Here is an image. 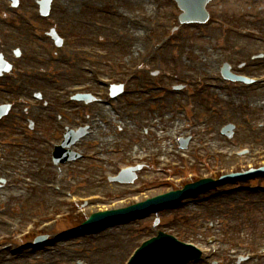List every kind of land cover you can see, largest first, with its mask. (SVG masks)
Wrapping results in <instances>:
<instances>
[{
    "label": "rangeland",
    "instance_id": "1",
    "mask_svg": "<svg viewBox=\"0 0 264 264\" xmlns=\"http://www.w3.org/2000/svg\"><path fill=\"white\" fill-rule=\"evenodd\" d=\"M122 1V0H121ZM119 0H85L80 3H72L70 5V11L68 14V18H64L65 20L69 21L72 26V33H76L75 30H82L84 33L81 36H87L92 41L91 44L95 45L96 48L102 49L100 46H105V44L97 43L96 39H99L101 42L103 40H107V37H113L112 31L111 34L108 33L110 28L113 26V33L115 34H122L121 29L119 28V23H125L123 18H119L120 14H124L126 12L135 14L139 13V22L143 23L141 20V14L149 12L150 7L144 9L143 7L140 8H127L123 6L124 3H121ZM160 2V6L163 12H167V15L171 10H175L174 5L171 4L169 0H163ZM32 6V4H31ZM119 9V11L117 10ZM208 9L213 11V14L220 15L225 14L227 15V20L236 25L237 27H248L254 30H257L264 36V20L262 21V17H264V0H213L212 3L208 6ZM251 9V10H250ZM117 10V12H116ZM99 11L102 12H110L114 11V15L116 18H109L105 15H101ZM242 11V13L240 12ZM3 9L0 4V13H2ZM176 12V10H175ZM58 13V12H57ZM60 15V13H58ZM167 15H164L167 17ZM109 18V19H108ZM82 20V22L89 24V26H81L78 21ZM134 20L131 18V21ZM254 20H259V23H251ZM98 24L103 25L107 28V30H100L98 28ZM115 24V26H114ZM115 27V28H114ZM25 30V39L27 38L28 41H23V35L20 36L19 41L25 44V48L31 51H42L48 50V45H42L40 42H37L31 36L28 35L26 32V28H22ZM6 30V29H5ZM149 37L151 38L149 41L144 40L145 44L142 47H146L149 43H160V31L157 32L154 29H148ZM162 32L164 29L162 28ZM183 31H192L190 35H183L182 41L183 44L191 48L194 51L200 50L203 54L205 50H208L209 47L216 49H221V54L218 56L219 58L225 57L227 54L232 62H227L231 65V67H236L237 63L243 61L248 57L245 53L247 50L253 51L257 48H264L263 44H256L251 43L250 41L245 39H238L237 37H228L227 39L223 36L222 30L214 25H210L208 28H183ZM200 33L207 36H198ZM198 34V35H197ZM225 35V34H224ZM207 37V38H206ZM8 39L9 42H16L17 38L15 36L12 37H5ZM159 39V40H158ZM173 42L176 41L172 40L171 45L168 49L165 50L167 56L170 60L164 59L162 62L159 60H155L153 67H149V73L151 74L154 71H163L170 72L172 75L175 73L176 75L173 77L172 80H168L169 83L176 82L177 76L180 77L179 74V67L176 62L172 59L173 55L178 52L180 46L178 42L173 45ZM188 42H194L192 44L186 45ZM199 44V46H197ZM223 44L224 48H221ZM15 46L16 44H7L8 46ZM122 45V42L119 44ZM6 47H3V51L5 55L11 59L10 61L13 62V58L11 57V53L7 52ZM255 47V48H254ZM142 48L139 47L137 49H133L132 57L134 58L136 52L141 50ZM181 49V48H180ZM238 50V51H236ZM33 54V53H32ZM196 54V53H195ZM162 55V53L160 54ZM215 54L210 52V56H214ZM112 60L117 61H125L126 57L122 54L121 51L112 50ZM217 56V54L215 55ZM66 60L63 62L62 66L58 67L61 68L59 72L60 78H58L57 69H55L53 73L54 82L48 85L46 83L35 81V86L33 88H38L44 85V87L39 90L41 94L47 98V94H51V89L53 86L61 85V87H68V86H76L85 83L83 80L84 76L75 77V74H81L78 72V68L81 64L87 62L85 59H78L76 57H71L69 55L66 56ZM158 59V58H156ZM250 59V56H249ZM39 57L36 54V60H30V64H33V68L37 65ZM132 63V62H131ZM88 64V63H86ZM32 68V69H33ZM116 70H107L110 76H116V74H112ZM152 71V72H151ZM258 74H264L263 71H259ZM184 79V78H183ZM192 77H189L188 81L179 82L178 83H190ZM152 79L148 80L147 86L150 85ZM175 84V83H174ZM145 84L135 82L136 87H143ZM189 86V84H188ZM47 93V94H46ZM215 94V93H213ZM249 94H252V90L249 91ZM247 94V95H249ZM209 95V92L208 94ZM167 96V97H166ZM165 99L159 105L156 110L159 113L160 119H162L163 112L171 111V115L174 117L172 124L181 118L180 111L177 108V103L179 104L180 100L177 97L170 95H165ZM205 97V96H202ZM207 100L204 103L213 104L214 100L208 97H205ZM257 98V97H256ZM140 98H132L130 97L127 101H121L123 104H134L133 107H129L127 111H131L132 116L129 117L127 123L125 124L126 127L129 128V131L124 134H119V127L121 125H114L105 127L108 130L109 138L99 133L100 136L105 137L106 142H110L114 140L116 142H120L123 146H126L128 149V155L137 154V156H142L140 151H145V153H161L164 154L165 151L169 148V142L172 139V133L176 128L173 126L170 128H165V131L162 132L164 139L161 142H158L157 146H150L149 142L152 140V135L160 133V130L156 131L154 126L158 121L156 119V112L149 110L145 111L140 109L139 106ZM203 101V100H202ZM209 101V102H208ZM238 106L240 105V110L238 114L235 115V112H232V109L229 108L228 114H224V116L215 115L218 112H205L204 106L201 107L200 111L201 114L209 119L212 118V124L215 126V129L221 125V123L228 121H236L238 125L241 126V140L239 141L235 137V141L240 142L239 146L236 148H240L241 146L245 147L248 144L254 143L258 150H264V96H258L257 99L249 100L240 99ZM1 102V99H0ZM203 105V103H202ZM249 105L251 107L249 108ZM227 106V105H226ZM216 107H220L218 104ZM91 108H87V111L84 112V117L89 119L93 117L95 114ZM253 112V116L249 115ZM15 114H17L15 112ZM75 118L76 116L73 115ZM168 116H163L161 124L163 121L166 120ZM200 117V116H199ZM198 117V118H199ZM222 120V122L219 120ZM30 120L35 119L38 122L35 136L38 138V133H44L45 135H53L56 128L53 125V121L47 119L45 117H35L30 118ZM158 119V120H160ZM244 119H248L247 121H241ZM181 120V119H180ZM211 121V120H210ZM250 123V127H252L253 133L249 132L246 126V123ZM16 121L14 120L8 127H12V131H16ZM258 125H262L261 127L257 128ZM160 126V124H158ZM22 129H20V139L22 140ZM244 130V131H243ZM7 130L0 129V138L6 137ZM96 133V132H95ZM98 133L95 134L93 138H91L90 142H83L75 150H78L84 155L90 154L97 146V140L99 139ZM133 133L135 136H133ZM34 138L32 139V141ZM27 143H25V148H17V149H5L7 152L6 159H7V166L10 170L8 176H6V183L0 189V237L9 236V239L3 241V244L0 245V264H122L125 258L128 256L129 252L137 247L141 241L146 239L149 236L155 235L157 230H161L159 225L163 222L166 223L171 221L174 215L177 216L178 220L176 225L173 227V231L177 233L182 232L181 227L185 228L191 237H193L197 241L203 242V240L209 235L207 231H205V225L209 221H223L225 226L222 228V231L225 227H227V221L231 220V227L232 232L230 233V237L224 238L225 242H230L232 236L234 242H236L242 236L245 237V240L249 243L253 244V249H261L264 247V178L259 177L251 180H247L240 183H232L227 184L225 186L217 188L218 191H212L215 195L208 197L211 200H218L217 202L214 201H207L205 204L197 206L196 203L194 206L191 207H198L192 209L190 205L193 202L183 203L181 205L180 210L175 212H162L155 216H151L147 219L131 222L126 225H118L114 228L105 229L101 232L91 234V235H76L74 230L78 228L79 224L88 218V215L99 210H111L124 207L125 203L128 201L130 196H128V189H134L136 184H142L148 180H156L162 179L163 176L167 175L168 172L159 173L155 169L154 164H149L145 170L139 175L138 180L134 182L133 186H128L122 188L118 185L111 184V183H96V177L99 176L103 171L110 170V168H101L98 164L92 162H81L78 165L72 166H64V167H55L49 166L50 168H44L43 159L38 157V152L40 150L39 144H34L33 151L27 149ZM233 141H225L224 147L229 148L232 146ZM141 145V150L139 151L137 145ZM218 146V145H216ZM44 148V146H42ZM223 147V148H224ZM235 147V146H233ZM1 149V148H0ZM48 149V148H47ZM150 154V159L147 161H153L154 159H159L158 156ZM146 155V154H145ZM264 156V155H263ZM173 161V160H171ZM221 165L226 164V160L223 158L216 159ZM44 162H47V158L44 159ZM154 162V161H153ZM232 164V161H227V169L225 171H218L217 168L212 169V174H223V173H230V169L236 168L237 171H241L247 169L248 167L260 166L264 164V157H259L258 160L251 161L249 159H241L240 162ZM158 168L166 171L163 162L157 161ZM202 167L205 168L206 176L211 174L209 172V166L201 163ZM226 164V165H227ZM197 168V167H195ZM14 170V171H13ZM39 171V174L42 171L50 170L51 174L46 176L47 179L44 177L37 178L40 181L41 187H33L34 190L28 188L23 189L22 184H18L15 181L19 175L18 172L21 171V175L28 178L29 172H36ZM13 171V172H12ZM217 172V173H216ZM170 174V173H169ZM4 176V175H3ZM35 178V177H34ZM188 177H180L177 179L169 180L168 183L175 184L172 186H177L184 182ZM53 182L54 189L53 191L49 190L45 186ZM32 180V179H31ZM34 181V182H38ZM116 187L122 188L121 191H117ZM169 185H162V184H155L153 186H144L141 190L143 192L144 197L140 196L142 199L149 198L151 196L163 193L168 190ZM126 189V190H125ZM221 191V194L219 193ZM254 192V193H250ZM99 193L103 200H84L82 203L77 202V204L71 205L67 203L70 196H87L90 194ZM211 192L205 193L201 196H198V200H200L203 196L209 195ZM223 194V195H222ZM46 197L50 198L47 199ZM218 197V198H217ZM216 198V199H215ZM46 199V200H45ZM45 200V201H44ZM91 200V199H90ZM191 201V200H190ZM80 203V204H79ZM184 206V207H182ZM183 209V210H181ZM189 209V210H188ZM47 212L52 213L50 217L51 220H56L55 216L60 214L66 213V220H62L49 226L48 230L44 229L45 221L41 224H34L31 227L28 225L31 224L33 218L36 219L39 215H44ZM159 218V225L155 226L154 220ZM9 222L11 225H9ZM173 222V220L171 221ZM174 224V223H172ZM182 224V225H180ZM15 227V229H10ZM162 229H166L164 225ZM171 231V230H170ZM48 234L49 239L53 240L54 243L51 245L43 246L39 251L35 252V249L32 246V239L35 238L37 234ZM217 232H213L211 234H216ZM109 241L112 243V247H105L103 248V242ZM123 241V248L118 250L117 244L118 242ZM4 245L6 247H4ZM17 250L16 253H13V249ZM118 250V251H117ZM243 252V251H240ZM106 258H108V262H106ZM110 259V260H109ZM252 264H264V260L260 262H254Z\"/></svg>",
    "mask_w": 264,
    "mask_h": 264
},
{
    "label": "bare ground",
    "instance_id": "2",
    "mask_svg": "<svg viewBox=\"0 0 264 264\" xmlns=\"http://www.w3.org/2000/svg\"><path fill=\"white\" fill-rule=\"evenodd\" d=\"M124 1H125L126 5H129L130 7H133V8L136 7V6L140 7V6L146 5L148 7L151 4L153 5V0H124ZM124 16H127V14H124ZM124 38H125V36H124ZM126 41H127L126 46H128V47H130L132 45L138 46L140 43H142L140 41V36L135 33V28L134 27H127ZM182 52L184 53V51H182ZM184 56L186 57V59L189 62L188 63H184L183 67H184L185 70L192 71L191 74H190L191 76L195 77L196 72H199V71H203L205 75L206 74L210 75L213 72V66L215 65L214 62L212 60H210L209 58H205L204 55L201 56V54L198 51H196V54H195V53H193L192 50H186ZM216 71H217V69H216ZM167 119L168 120L165 121V125H162V127L166 128L167 126H169V123L171 121V117L167 118ZM162 129H164V128H160L159 130H162ZM163 137L164 136L160 135V138L162 140L164 139ZM158 140L160 141V139H158V135H157V139L155 140V142L158 141ZM46 198L50 199L48 197H46ZM110 245H112V243L109 242V241H106V242H103V246L102 247L103 248L112 247ZM117 248H118V250L120 248H123V241L122 242H118ZM106 262H108V258H106Z\"/></svg>",
    "mask_w": 264,
    "mask_h": 264
}]
</instances>
